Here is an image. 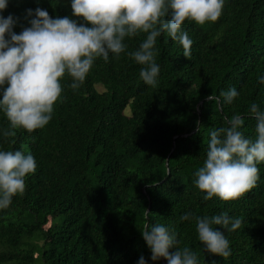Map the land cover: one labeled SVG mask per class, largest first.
Listing matches in <instances>:
<instances>
[{
    "label": "trees",
    "instance_id": "trees-1",
    "mask_svg": "<svg viewBox=\"0 0 264 264\" xmlns=\"http://www.w3.org/2000/svg\"><path fill=\"white\" fill-rule=\"evenodd\" d=\"M37 7L84 23L71 0H9L2 15L16 19L19 34ZM182 29L193 41L188 57L166 33L157 38L155 87L128 55L146 39L140 33L125 38L119 56L97 58L78 89L66 74L42 129L5 138L10 122L0 110V150L36 161L24 193L0 209V264H138L141 256L154 264L141 231L155 224L175 228L178 246L197 252L199 264H264V163L256 186L234 201H205L194 184L212 130L240 115L244 135L257 136L250 106L264 111V0H225L217 21ZM231 88L238 96L227 103L220 93ZM213 94L218 101L206 99ZM188 212L242 218L225 230L230 257L203 251L195 220L181 219Z\"/></svg>",
    "mask_w": 264,
    "mask_h": 264
},
{
    "label": "clouds",
    "instance_id": "clouds-1",
    "mask_svg": "<svg viewBox=\"0 0 264 264\" xmlns=\"http://www.w3.org/2000/svg\"><path fill=\"white\" fill-rule=\"evenodd\" d=\"M8 3L0 0V110L10 122L3 132L5 138L15 137L17 129L32 133L45 127L61 98V79L67 74L73 81L69 87L78 89L97 58L107 61L110 53L119 56L125 52V38L147 34L128 55L141 66L143 82L155 87L160 73L155 60L157 38L166 33L182 45L184 57H188L193 41L182 25L186 21L198 25L217 21L225 0H71L73 16L84 23L69 17L53 19L46 9L37 7L27 10L30 26L19 34L13 31L16 19L2 15ZM257 79L264 83V77ZM237 96L235 88L220 93L227 103ZM206 99L218 101L219 97L213 94ZM250 114L256 120L255 140L240 130L244 125L240 115H233L228 127L211 131L206 159L194 181L196 188L206 193L205 201L213 197L234 201L256 186L257 165L264 163V111L253 103ZM35 170L33 155L0 150V209L8 208L14 196L24 193L26 177ZM181 219L195 220L203 251L223 259L232 255L225 230L239 229L242 218L227 212L212 217L188 212ZM141 234L154 264L161 259L167 264H199L197 252L178 246L175 228L145 225ZM138 264H147L143 256Z\"/></svg>",
    "mask_w": 264,
    "mask_h": 264
},
{
    "label": "rangeland",
    "instance_id": "rangeland-1",
    "mask_svg": "<svg viewBox=\"0 0 264 264\" xmlns=\"http://www.w3.org/2000/svg\"><path fill=\"white\" fill-rule=\"evenodd\" d=\"M47 227H48V225H47ZM46 228V227H45Z\"/></svg>",
    "mask_w": 264,
    "mask_h": 264
}]
</instances>
